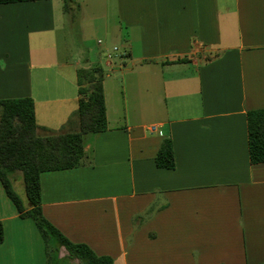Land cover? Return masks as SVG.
Masks as SVG:
<instances>
[{"label": "crops", "instance_id": "1", "mask_svg": "<svg viewBox=\"0 0 264 264\" xmlns=\"http://www.w3.org/2000/svg\"><path fill=\"white\" fill-rule=\"evenodd\" d=\"M64 5H0V101L31 98L39 137L77 132L78 71L104 73L107 128L84 137L80 167L41 175L45 219L114 264H264V163L248 136L264 110V0ZM167 141L173 169L156 165ZM0 222V264H47L1 182Z\"/></svg>", "mask_w": 264, "mask_h": 264}, {"label": "trees", "instance_id": "2", "mask_svg": "<svg viewBox=\"0 0 264 264\" xmlns=\"http://www.w3.org/2000/svg\"><path fill=\"white\" fill-rule=\"evenodd\" d=\"M32 1L42 0H0V5ZM64 3L65 10L70 12L72 0H64ZM103 81L101 68L78 71L79 92L87 98L80 99L76 112L79 130L74 133L39 137L31 98L0 101V182L20 217L30 218L36 224L45 243L47 264H60L61 248L67 251L70 260H78L80 264H114L110 257L97 256L88 246L69 241L45 219L41 209V175L80 167L85 157L84 137L102 133L107 128ZM248 136L251 163H264V110L249 114ZM156 165L162 169L174 168L170 141L159 151ZM16 173L23 176L30 205L28 210L11 182V176ZM3 241L4 230L0 222V245Z\"/></svg>", "mask_w": 264, "mask_h": 264}, {"label": "rangeland", "instance_id": "3", "mask_svg": "<svg viewBox=\"0 0 264 264\" xmlns=\"http://www.w3.org/2000/svg\"><path fill=\"white\" fill-rule=\"evenodd\" d=\"M85 30H86V32L89 34V36H88V42L90 43V44H92L93 43V40L94 41H97L98 40V38L97 37H99V35H94L93 34V32H92V30H90L89 28H85ZM74 34V33H73ZM77 34V37H79V33H76ZM72 39V38H71ZM74 40H76L77 38H76V36H75V34H74V38H73ZM72 39V41L74 42V44H75V46H73V48H76V46H77V44H76V42L74 41ZM101 39V38H100ZM117 47H118V49H119V52H116L115 53V55L116 54H120V53H122V50L119 48V47H121L120 45H117ZM114 48V46H111V48H110V50L111 49H113ZM16 174H18V175H21V173H16ZM22 176V175H21ZM16 181H17V183L16 182H14L13 183V187H14V190H15V192L19 195V197L22 199V201L25 203V204H27V197H26V193H25V187H24V182H23V180H22V178L21 177H17V179H16ZM61 264L63 263V264H80V262L78 261V260H70L69 258H68V254L64 251V250H61Z\"/></svg>", "mask_w": 264, "mask_h": 264}, {"label": "built area", "instance_id": "4", "mask_svg": "<svg viewBox=\"0 0 264 264\" xmlns=\"http://www.w3.org/2000/svg\"><path fill=\"white\" fill-rule=\"evenodd\" d=\"M101 43V42H99ZM118 51V48H113L112 50L109 51V53L107 54V59L111 60L114 57V54ZM152 132L157 133L159 136H163V130L162 129H158L157 127H153Z\"/></svg>", "mask_w": 264, "mask_h": 264}]
</instances>
